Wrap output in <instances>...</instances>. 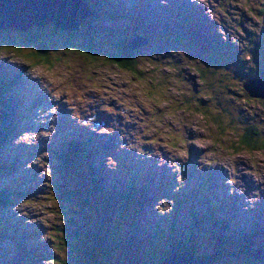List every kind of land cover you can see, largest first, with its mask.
Masks as SVG:
<instances>
[{"label":"rangeland","instance_id":"374dc122","mask_svg":"<svg viewBox=\"0 0 264 264\" xmlns=\"http://www.w3.org/2000/svg\"><path fill=\"white\" fill-rule=\"evenodd\" d=\"M74 3L87 15L75 35L52 25H34L28 33L0 30V78L19 80L9 94L11 117L0 122L2 137L15 126L0 144V189L14 193L11 204L0 207V264H86L79 262L70 219L94 233L105 202L89 193L75 160L61 167L60 145L69 130L98 152L91 162L105 190L128 192L135 184L133 202L107 201L119 207L115 215L127 209L128 218L136 217L128 219L132 228L123 222L119 231L146 254L135 264H156L162 250L174 252L186 240L206 263L217 254L212 264H262L241 251V237L264 249V151L241 150L237 135L246 122L264 128V100L243 88L264 74V0ZM30 35L52 44L48 61L30 59L39 54L38 41L24 43ZM69 36L93 40L108 57L64 47ZM138 37L147 40L132 50L138 73L108 59L126 41L144 40ZM197 44H208V54ZM233 65L248 76L232 73ZM208 70L215 71L203 81ZM214 114L226 123L223 129L212 122ZM63 186L78 191L72 207L70 199L67 205L57 198L66 195ZM123 241L104 244L112 258ZM135 244L126 242L131 250Z\"/></svg>","mask_w":264,"mask_h":264},{"label":"trees","instance_id":"16d2710c","mask_svg":"<svg viewBox=\"0 0 264 264\" xmlns=\"http://www.w3.org/2000/svg\"><path fill=\"white\" fill-rule=\"evenodd\" d=\"M92 16V14H91ZM97 17V15H95ZM94 16V17H95ZM93 17V18H94ZM92 19V18H91ZM83 28V27H82ZM82 32V30H81ZM76 33H80V32H75L74 35ZM72 35V36H74ZM72 36L66 38L64 44V47L68 48V49H75L77 51L80 52H84L86 54H88L89 56H91L92 58H94L95 56L104 53L106 54V56L108 57L109 53L103 52L102 50L96 48V45L87 39V41H81L78 42V40L75 42L72 39ZM27 39L24 43L27 42H35L38 41L39 43V54L34 55V57L30 56V59L32 60H39V61H48L46 58V55L48 54V47L52 46V44H46V40H42L41 39H36V38H32V35L30 36H26ZM32 38V39H30ZM86 38V37H85ZM140 38V37H139ZM144 39V38H143ZM31 40V41H30ZM95 40V39H94ZM108 43H110V45H116L117 44V39H113V38H109L108 40H106ZM127 42V41H126ZM123 43L121 44V47H119L116 52L112 53L110 56V58H108L113 64L117 65L120 68L125 69L128 72H136L138 73V71H136L137 68V62L134 58V53L132 52L131 49H129L128 47V43ZM8 47L9 46H13L10 42H8ZM46 44V45H45ZM56 45V44H55ZM53 45V46H55ZM199 46V48L202 50H205V53L209 52L208 49V44L207 46L202 45V44H197ZM258 49V47H256ZM18 51V47L16 48ZM214 51V50H213ZM216 52V51H215ZM214 53V52H212ZM214 56H212L213 59H219L221 61V63L223 62V59H221L220 57H217V55L213 54ZM248 58L251 57V55H247ZM34 65H38V64H34ZM234 66V65H233ZM237 66L241 69L243 68V65L240 64ZM233 71L232 73H234V71L240 73L241 75L244 76H248L247 72L238 70L235 66L232 68ZM215 70H208L207 72H201V77L203 81H206V79L210 78V76L213 75ZM234 76V75H233ZM254 78L252 79H258L257 77H262L264 78V74H257L255 76H253ZM18 78H13V80H4V78H0V103L3 105V109L1 108L0 110V122L2 124L6 123L8 121V119L11 117L10 113L11 111V96L9 95L11 93V91L14 89V87L17 85L18 82ZM246 81V80H245ZM244 83V82H243ZM249 96V95H248ZM209 116V115H208ZM210 118L212 120V122H214V124L218 127V128H224L225 127V122L222 121L221 117L219 115H210ZM247 126L245 128L242 129L241 133H239L237 135V147L240 148L241 150H245V151H264V128L263 130L258 129V126H256L255 124H253L252 122H246ZM4 126V125H3ZM15 126H11L9 128V126L7 127V138L6 137H2L0 134V144L3 140L8 139V137L10 136V133H12L9 129H14ZM3 128H0V131ZM67 129L65 128L63 132H66ZM9 133V134H8ZM81 137V136H80ZM62 144L60 145V151H59V158L61 159L62 163L60 164L61 167L64 169V167L69 166L70 163H73L75 160V162H77V164L84 168L83 171V175L85 178V186L87 187V189L89 190L90 194H93V196L96 198L97 197H102V199H104V202L100 203V206L103 208L102 210H99L101 212V214L103 215V217L99 218L97 217L96 222L98 223V225H102L101 227H96L93 228L94 233L91 232H86L85 230H87V226H83L80 229H78L79 224L77 223V221L73 219H70V223L69 225H71L72 230L75 231L74 234L76 236V239L78 240L81 252L79 253L81 256L79 259V262L81 263L82 260L85 261L86 264H135L138 263L143 257L144 254L141 250V247L133 242H135L133 240V238L131 237H122L121 235H119V231L121 230V226L123 224V222H127L126 223V227H132L129 225L128 223V219H136V217H130L128 218V213H127V209L124 210L122 212L121 215H115L114 211L118 210L119 207H111V205H107V201L112 202L113 201V197H119L120 200L119 201H124L126 202L128 201H134V196L137 194V190H132L133 188H135V184L134 183H129L130 185V190L128 192H125L123 190H120V192H114L111 190V188L109 186L108 190H105L106 185H103V181L101 179V175L100 172L96 169L95 170V162H91V158H93L95 156V154H97V151H92V144L90 142H88V140H83L82 138H74V132L72 130H69V132H67V134L65 135V139L63 142H61ZM74 162V163H75ZM2 169V167H0ZM3 171V170H2ZM135 170L132 171V174H135ZM4 174V173H3ZM2 174V175H3ZM137 177H140V175H136ZM141 186V184H140ZM61 187V186H60ZM58 187V189L60 188ZM64 187V186H63ZM66 190H68L66 188V186L64 187ZM61 189V188H60ZM87 190V191H88ZM58 192L60 193L61 191L58 190ZM78 193V191H74V192H70L69 190L66 192V195L64 194L63 197L60 196V194H58L59 196H57V198L62 202L67 204L66 200L70 199L69 201V206L72 207V205H75V201L74 199H76L74 196ZM14 193L9 192L8 188H3L0 189V207H4L7 204H11V198L13 197ZM69 196V197H68ZM74 198V199H73ZM68 205V204H67ZM77 205V204H76ZM77 207V206H76ZM106 207V208H105ZM105 208V209H104ZM73 213L75 212V214L81 216V210L77 211V210H72ZM118 218V219H117ZM218 222V221H216ZM213 223H215V220L213 219ZM224 224V223H223ZM230 225V224H229ZM85 227V228H84ZM223 231L226 229V226H223ZM78 229V230H77ZM219 230V229H217ZM60 235H62V233H60ZM63 235L65 236L64 238V242H66V234L65 232H63ZM62 235V236H63ZM242 238L243 241V246L241 248V251L245 252V255L249 258V261L251 262L253 260L252 257V252H254L257 249L251 248L250 245L246 244L244 241V238ZM118 239H122L124 245L119 247L118 245L117 247V254H115L112 258V255L110 254V251L105 248L104 244H107V242H111L112 247H114V243L116 244ZM54 241H56V245H57V253L59 255L61 254V249H62V245L63 243L61 241H57V237L53 239ZM127 243H132L135 244L134 250H131L127 245ZM182 242H180L176 248V250L174 252L172 251H167V250H162L161 253L159 255H157L156 257L159 258L158 259V263L156 264H161V262L163 261V259L166 258V256H168V254L171 253H178V254H182L183 252H188L191 253L195 256L196 259L200 260L203 258H199L196 257V253L192 250V248L189 246L190 241L186 240L183 242V244L181 245ZM139 244V243H138ZM130 245V244H128ZM181 245V246H180ZM227 245V243H226ZM230 248V247H229ZM215 257H211V259L209 258V262L204 263V264H212L213 262L218 260V255H214ZM209 257V256H208ZM207 259V258H206ZM138 261V262H137ZM55 264H59L60 260H54ZM253 262V261H252ZM251 264H256V263H252ZM249 264V263H246Z\"/></svg>","mask_w":264,"mask_h":264},{"label":"water","instance_id":"95a60500","mask_svg":"<svg viewBox=\"0 0 264 264\" xmlns=\"http://www.w3.org/2000/svg\"><path fill=\"white\" fill-rule=\"evenodd\" d=\"M32 16L38 20L29 23L28 18ZM79 19H87V15L83 14L82 8L74 3V0H0V30L8 28L28 33L34 25L40 27L52 25L58 30L74 33L80 27ZM146 42L144 39L138 45L129 44L128 47L135 50ZM243 88L249 97L264 100V78L248 79ZM252 257L254 261L264 264V249L258 248L252 252ZM203 263H206V260H196L191 253H171L161 262V264Z\"/></svg>","mask_w":264,"mask_h":264},{"label":"bare ground","instance_id":"6f19581e","mask_svg":"<svg viewBox=\"0 0 264 264\" xmlns=\"http://www.w3.org/2000/svg\"><path fill=\"white\" fill-rule=\"evenodd\" d=\"M193 255V254H192ZM194 256V255H193ZM195 257V256H194ZM196 259V258H195ZM196 260H198V259H196Z\"/></svg>","mask_w":264,"mask_h":264}]
</instances>
